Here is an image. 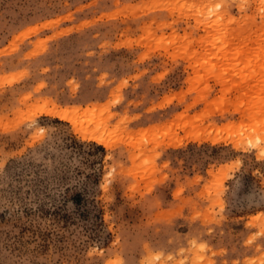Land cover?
I'll use <instances>...</instances> for the list:
<instances>
[{
	"label": "rangeland",
	"instance_id": "obj_1",
	"mask_svg": "<svg viewBox=\"0 0 264 264\" xmlns=\"http://www.w3.org/2000/svg\"><path fill=\"white\" fill-rule=\"evenodd\" d=\"M263 156L264 0H0V264H264Z\"/></svg>",
	"mask_w": 264,
	"mask_h": 264
},
{
	"label": "bare ground",
	"instance_id": "obj_2",
	"mask_svg": "<svg viewBox=\"0 0 264 264\" xmlns=\"http://www.w3.org/2000/svg\"><path fill=\"white\" fill-rule=\"evenodd\" d=\"M34 32H35V31H34ZM34 32H33V33H34ZM30 33H32V32L30 31ZM25 35L29 36L28 32H23V33L20 34L17 38L13 39L11 45H14L15 42L18 41V40L20 41L21 38L24 37ZM24 38H25V37H24ZM10 84H11V83H10ZM55 111H56V110H55ZM56 112H57V111H56ZM61 112H64V113H59V111H58V112H57V115H58L59 117H61L62 119H67V118H68V116H67V114H66L67 110H66V111H65V110H64V111L61 110ZM53 113H54V112H53ZM54 115H55V114H54ZM57 115H56V116H57ZM69 115H70V114H69ZM59 117H58V118H59ZM61 118H60V119H61ZM90 137H91L92 140H94V141H96V142L103 143V141H102L100 135H99V136H96V135H95V136H90ZM89 139H90V138H89ZM263 158H264V156H263Z\"/></svg>",
	"mask_w": 264,
	"mask_h": 264
}]
</instances>
